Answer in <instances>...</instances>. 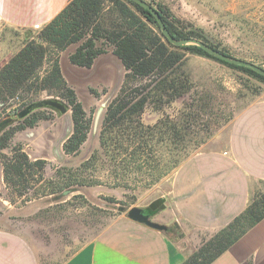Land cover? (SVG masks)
<instances>
[{
    "label": "trees",
    "instance_id": "1",
    "mask_svg": "<svg viewBox=\"0 0 264 264\" xmlns=\"http://www.w3.org/2000/svg\"><path fill=\"white\" fill-rule=\"evenodd\" d=\"M154 5L175 40L197 39L220 50L201 29L177 18L167 4L156 2ZM39 37L42 41H28L0 68V122L12 116L3 114L12 97L28 98V102L24 101L14 111L13 115H17L43 91L58 96L71 109L72 131L63 144L69 156L77 155L87 141L91 119L76 89L65 78L59 60H48L51 50L63 51L77 45L69 54V61L86 68L92 67L101 54L111 52L122 64L125 74L118 92L106 107L99 148L75 171L69 169L62 175L55 172L44 187L38 189L36 185L47 181L46 160L32 159L20 144L12 141L17 131L37 125L50 112L38 109L18 119V124L0 130L4 180L18 196L33 190L29 199L75 186L98 184L100 178L96 173L100 167L108 170L115 186L125 181L127 185L134 183L133 189L153 186L171 173L182 159L164 156L160 145L167 142L168 151H173L192 126L203 121V110L207 109V104L193 101L186 104L190 111H183L179 120L164 111L173 102L192 94L193 83L184 69L188 53L209 56L264 82V75L249 66L218 58L197 44L172 42L155 15L133 0H69L43 26ZM149 109L162 114L153 123L144 119ZM203 141L204 138L198 139L196 147ZM163 202L157 199L144 208L151 216L163 209ZM263 218L264 191H259L242 213L205 241L183 264H210Z\"/></svg>",
    "mask_w": 264,
    "mask_h": 264
},
{
    "label": "rangeland",
    "instance_id": "2",
    "mask_svg": "<svg viewBox=\"0 0 264 264\" xmlns=\"http://www.w3.org/2000/svg\"><path fill=\"white\" fill-rule=\"evenodd\" d=\"M145 1L154 7L156 2L167 4L177 18L201 29L220 50L264 68V0ZM42 28L17 30L6 27L0 32V38L5 48L13 49L16 53L32 39L42 41L39 37ZM76 47L71 45L63 51L51 50L48 60H59L65 78L76 89L91 119L89 136L80 152L69 156L63 150V144L72 131L70 108L66 112L42 108L50 112L49 117L33 127L17 131L12 141L13 144H20L32 159L46 160L44 174L47 181L39 182L36 185L38 189L44 187L55 172L62 175L69 169H78L99 148L106 107L124 78L125 70L111 52L101 54L90 68L71 64L68 57ZM184 69L193 83L192 94L173 102L164 111L171 117L176 115L179 120L183 111H190L186 104L193 101L207 104V109L203 110V121L192 126L189 134L173 151H168L167 142L160 145L164 156L182 160L225 129L236 113L264 90L262 80L209 56L188 53ZM48 97L60 98L43 91L32 101ZM24 101L28 102V98H10L3 114L16 117L13 113ZM161 115V112L149 109L144 119L153 123ZM16 124L17 119L2 130ZM200 138H204V141L196 147ZM5 151L8 152V149ZM100 168L96 173L100 178L98 184L75 186L59 193L29 199L33 190L18 196L7 186L0 157V228L23 235L41 264H58L80 246L98 237L106 228L128 218V211L132 207L144 208L154 197L156 184L133 189L134 183L127 185L124 181L115 186L112 177L108 176V170Z\"/></svg>",
    "mask_w": 264,
    "mask_h": 264
},
{
    "label": "crops",
    "instance_id": "3",
    "mask_svg": "<svg viewBox=\"0 0 264 264\" xmlns=\"http://www.w3.org/2000/svg\"><path fill=\"white\" fill-rule=\"evenodd\" d=\"M69 0H0L4 28L48 24ZM0 38V68L14 54ZM264 191V90L225 129L189 154L156 185L164 207L151 219L159 230L128 218L106 228L58 264H183ZM0 264H41L21 234L0 228ZM210 264H264V218Z\"/></svg>",
    "mask_w": 264,
    "mask_h": 264
},
{
    "label": "water",
    "instance_id": "4",
    "mask_svg": "<svg viewBox=\"0 0 264 264\" xmlns=\"http://www.w3.org/2000/svg\"><path fill=\"white\" fill-rule=\"evenodd\" d=\"M133 1L144 6L151 13H153L155 15L157 21L161 25L162 31L172 42H174L178 45L192 42L194 44L200 45L207 52H209L210 54H212L218 58H221L223 60H226V61L234 63V64L249 66V67L253 68L254 70H256L257 72L264 75V68L262 66L255 64L253 62L244 60V59L231 57V56L227 55L225 52L220 51L216 48H213L201 40H197V39H183V40H179V41L175 40L170 35L169 31L167 30L166 25L163 23L161 15H160V13L156 7H154L152 4H150L149 2H147L145 0H133ZM47 107L57 109L60 112H66L67 109L70 108L69 104L60 98L48 97L45 99L35 100V101L28 103L25 107H23L21 110H19L16 117H9L7 119L2 120L0 122V130H2L6 125L12 123L16 119L17 120L23 119V118L27 117L28 115H30L32 112H34L38 109L47 108ZM128 217L132 220L147 224L148 226L155 228V229H159V230H167L168 229L167 225L152 220L151 216L149 215L147 210L143 207H132L128 211Z\"/></svg>",
    "mask_w": 264,
    "mask_h": 264
}]
</instances>
